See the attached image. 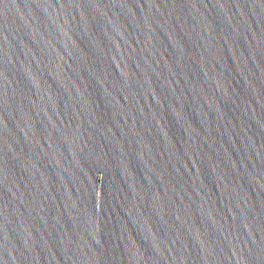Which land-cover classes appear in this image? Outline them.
I'll list each match as a JSON object with an SVG mask.
<instances>
[{"label": "water", "instance_id": "obj_1", "mask_svg": "<svg viewBox=\"0 0 264 264\" xmlns=\"http://www.w3.org/2000/svg\"><path fill=\"white\" fill-rule=\"evenodd\" d=\"M0 264H264V0H0Z\"/></svg>", "mask_w": 264, "mask_h": 264}]
</instances>
